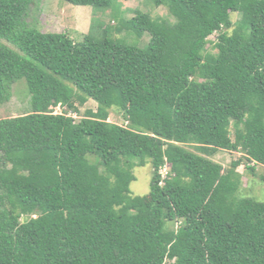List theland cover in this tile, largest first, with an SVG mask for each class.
Returning <instances> with one entry per match:
<instances>
[{"label":"trees","instance_id":"trees-1","mask_svg":"<svg viewBox=\"0 0 264 264\" xmlns=\"http://www.w3.org/2000/svg\"><path fill=\"white\" fill-rule=\"evenodd\" d=\"M33 1L0 0V105L18 79L30 94L0 118V264H264V201L237 170L264 166V0H151L173 20L136 10L80 41L30 24ZM220 149L242 155L225 169Z\"/></svg>","mask_w":264,"mask_h":264},{"label":"rangeland","instance_id":"rangeland-1","mask_svg":"<svg viewBox=\"0 0 264 264\" xmlns=\"http://www.w3.org/2000/svg\"><path fill=\"white\" fill-rule=\"evenodd\" d=\"M136 10L148 13L153 18L164 17L173 20L165 6H156L151 0H115L113 6L109 8L75 5L66 0H34L30 5L26 20L30 24L36 25L43 32H67L73 40L80 41L91 25H96V34L100 35V26L109 25L114 27L118 24L119 19L134 16ZM240 17L237 12L231 13V19L234 24L238 22ZM215 34L211 36V39ZM110 37L120 39L125 44L139 48H145L150 41L148 32L138 37L124 30L121 32L114 31V34H111ZM29 100L30 94L26 80L24 78L16 80L13 84L11 99L0 105V118L24 113L28 109ZM87 107L95 109L97 103L89 100L80 109L83 112ZM61 111H63V108L60 106L54 108L55 113ZM73 115L76 116L75 114ZM109 120L119 124H126L123 113L117 108L111 109ZM241 155V152L220 149L212 156V159L221 163L225 169H228L231 161L239 159ZM247 164L246 159H243L242 164L237 168L242 173V185L238 195L239 197H251L264 201V166H256L255 173H253L251 170L246 169ZM133 173L136 179L130 185L132 194L145 195L149 193L154 174L152 162L148 160L144 166H135ZM178 224L176 223L173 227L177 228Z\"/></svg>","mask_w":264,"mask_h":264},{"label":"built area","instance_id":"built-area-1","mask_svg":"<svg viewBox=\"0 0 264 264\" xmlns=\"http://www.w3.org/2000/svg\"><path fill=\"white\" fill-rule=\"evenodd\" d=\"M160 172L162 174V177L166 178L168 176V173H169L168 164H166L164 167H162Z\"/></svg>","mask_w":264,"mask_h":264},{"label":"clouds","instance_id":"clouds-1","mask_svg":"<svg viewBox=\"0 0 264 264\" xmlns=\"http://www.w3.org/2000/svg\"><path fill=\"white\" fill-rule=\"evenodd\" d=\"M212 39H214V38H212Z\"/></svg>","mask_w":264,"mask_h":264}]
</instances>
